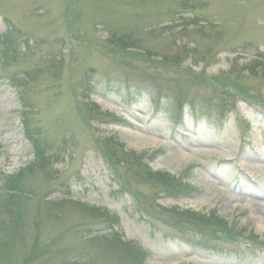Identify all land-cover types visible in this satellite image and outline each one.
I'll list each match as a JSON object with an SVG mask.
<instances>
[{
  "label": "rangeland",
  "instance_id": "1",
  "mask_svg": "<svg viewBox=\"0 0 264 264\" xmlns=\"http://www.w3.org/2000/svg\"><path fill=\"white\" fill-rule=\"evenodd\" d=\"M7 31L9 49L1 40ZM247 42L264 49V0H0V169L33 172L23 176L24 194L13 197L23 205L19 216L0 201V264H264V61L259 75L248 72V55L237 52ZM22 45L27 58L4 64ZM141 70L162 78L151 82ZM194 75L199 81L187 79ZM93 81L101 82L97 92ZM218 81L231 91L240 83L258 100L253 106L239 99L231 114L220 115L212 109ZM147 86L157 104L150 94L133 97ZM111 113L132 127L95 121ZM31 119L49 166L24 136L22 121ZM104 151L141 202L216 211L236 224L239 243L141 220L133 197L118 191ZM131 154L144 157L148 171L184 177L198 193L175 199L162 194V184L131 177ZM3 182L0 198L11 195ZM85 204L119 214V232L111 214H92ZM250 234L263 245L247 248ZM122 237L136 238L148 258Z\"/></svg>",
  "mask_w": 264,
  "mask_h": 264
},
{
  "label": "trees",
  "instance_id": "2",
  "mask_svg": "<svg viewBox=\"0 0 264 264\" xmlns=\"http://www.w3.org/2000/svg\"><path fill=\"white\" fill-rule=\"evenodd\" d=\"M134 159H135L134 163L136 162L138 164V168H140L142 170L143 179L158 180V182L163 184L166 188L174 189V190H177L178 192H181V193H190L191 192L190 191L191 188L188 186L183 187V188H180V186H176L175 179L171 175H169L168 173L159 172V171L154 172L152 170L148 171L147 167L149 165V162H144V157H135ZM136 163H135V165H137ZM25 173L26 174L27 173L32 174L33 172L31 170L28 171L27 169H24V170H22L21 173L15 175V176H17L16 179L19 182L15 184L14 190H18L21 193L23 192L24 187L21 186L20 183H21V181H23V178H24L23 176L25 175ZM16 205H18V203ZM15 209H16V207H15ZM91 209H93V210H90V213H92V214L96 213V214L100 215L99 214V213H101L100 209H98V208H91ZM13 213L19 216L17 209H16V211L14 210ZM189 213H190L191 217L194 218L195 220L200 219L203 223H205V222L206 223H216L217 225L224 226L227 228L228 222L219 215H211V216H204L203 215V216H201L198 213H194V212H189Z\"/></svg>",
  "mask_w": 264,
  "mask_h": 264
},
{
  "label": "bare ground",
  "instance_id": "3",
  "mask_svg": "<svg viewBox=\"0 0 264 264\" xmlns=\"http://www.w3.org/2000/svg\"><path fill=\"white\" fill-rule=\"evenodd\" d=\"M262 218L264 219V217H261L260 219H262ZM262 226H263V224H262Z\"/></svg>",
  "mask_w": 264,
  "mask_h": 264
}]
</instances>
